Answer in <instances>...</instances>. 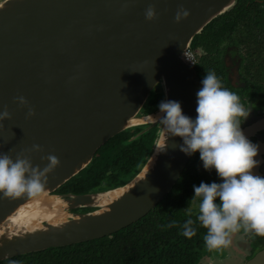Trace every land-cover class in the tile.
<instances>
[{"label":"water","instance_id":"95a60500","mask_svg":"<svg viewBox=\"0 0 264 264\" xmlns=\"http://www.w3.org/2000/svg\"><path fill=\"white\" fill-rule=\"evenodd\" d=\"M236 0H2L0 2V152L18 154L41 169L59 164L32 196L0 198V260L109 235L144 216L170 191L188 155L182 139L168 137L158 117L139 115L151 91L177 100L195 117L202 86L181 51L195 34ZM154 6L156 16L145 19ZM189 15L176 22L179 6ZM23 96L27 105L15 97ZM31 107L34 115L28 116ZM149 115V114H147ZM161 115V114H160ZM137 120L131 123V120ZM158 124L151 153L125 184L85 193H56L79 173L109 138L129 127ZM135 134L131 139L137 137ZM165 150L157 151V145ZM40 145L33 151L32 145ZM122 188L110 201L105 194ZM46 193L65 216L29 222L28 203ZM90 208L87 211H73ZM67 210L70 213L67 214ZM245 264H264V248Z\"/></svg>","mask_w":264,"mask_h":264},{"label":"trees","instance_id":"16d2710c","mask_svg":"<svg viewBox=\"0 0 264 264\" xmlns=\"http://www.w3.org/2000/svg\"><path fill=\"white\" fill-rule=\"evenodd\" d=\"M264 47V0H236L225 12L214 17L194 35L190 45L212 52L223 41ZM206 72L208 60L201 57L194 66ZM159 92L150 95L144 107L162 100ZM158 126L129 127L101 145L91 161L60 185L56 193H85L114 188L128 182L151 153ZM137 137L131 139L135 134ZM215 170H205L199 153L190 159L169 192L144 216L99 238L70 245L49 247L0 260V264H198L210 249L205 246L206 229L196 220L198 208H191L193 185L201 181L219 182ZM89 210L90 208H83ZM74 211V210H73ZM191 218L195 235H182L184 222ZM171 227H167L169 224Z\"/></svg>","mask_w":264,"mask_h":264},{"label":"clouds","instance_id":"9594fccd","mask_svg":"<svg viewBox=\"0 0 264 264\" xmlns=\"http://www.w3.org/2000/svg\"><path fill=\"white\" fill-rule=\"evenodd\" d=\"M145 19L156 16L154 6L144 12ZM189 15L182 5L175 12L174 20L181 21ZM193 62V61H192ZM194 63V62H193ZM196 92L195 117L186 115L177 100H162L158 104V120L168 137L179 136L180 151L191 156L199 153L205 170H215L219 182L201 181L193 185L191 200L198 201L196 220L207 231L203 237L208 249H220L231 243L230 236L241 229L245 233L264 236V176L255 175L254 167L260 164L254 157L258 145L243 133L241 118L245 120L251 108H245L236 93L222 86L214 71L208 70L200 81ZM20 105H27L23 96L15 97ZM28 116L34 115L31 107ZM10 118L5 107L0 111V122ZM40 145L33 144L32 150L39 151ZM165 150L157 145V151ZM48 163L41 169L34 166L27 156L18 154L15 159L0 152V198H16L22 194L32 196L39 193L47 181V174L58 164L55 155L41 159ZM172 224L167 227L173 226ZM193 220L187 219L182 235L191 238L196 229Z\"/></svg>","mask_w":264,"mask_h":264},{"label":"flooded vegetation","instance_id":"af4514ba","mask_svg":"<svg viewBox=\"0 0 264 264\" xmlns=\"http://www.w3.org/2000/svg\"><path fill=\"white\" fill-rule=\"evenodd\" d=\"M240 38L238 44L223 41L214 47L212 52L198 48L200 49L198 61L204 56L208 60V70L215 72L222 81V86L236 93L245 108H251L248 117L245 120L241 118L240 127L245 136L259 146L258 154L254 159H258L260 164L252 171L255 175L264 176V47L261 48L262 52H259V48H251L244 43L242 34ZM196 73L200 81L206 74L204 71H196ZM160 101L151 108L142 106L139 115H146L142 120H152L147 117L159 111ZM144 124L147 128L158 126L155 124L149 127V123ZM192 158H195V153L189 157V160ZM74 211L87 210L78 208ZM230 239L231 243L227 247L219 249L223 251L221 255H213L214 249H211L200 257L198 264H245L249 258L264 248V236L245 233L242 229L231 234Z\"/></svg>","mask_w":264,"mask_h":264},{"label":"bare ground","instance_id":"6f19581e","mask_svg":"<svg viewBox=\"0 0 264 264\" xmlns=\"http://www.w3.org/2000/svg\"><path fill=\"white\" fill-rule=\"evenodd\" d=\"M160 115L159 111L147 117V119H153ZM137 120H131V123L136 122ZM122 188H117L111 190L109 193L105 194L104 198L101 200L102 203H106L114 198L115 195L119 194ZM64 203L53 195H48L43 193L33 199L28 203V212L24 213L28 218L29 222L37 223L41 220L56 221L62 219L65 216L63 212Z\"/></svg>","mask_w":264,"mask_h":264},{"label":"built area","instance_id":"2783aa9c","mask_svg":"<svg viewBox=\"0 0 264 264\" xmlns=\"http://www.w3.org/2000/svg\"><path fill=\"white\" fill-rule=\"evenodd\" d=\"M181 55L185 62L194 66L198 61L200 55V49L193 48L191 47V45H189L188 47H186L184 50L181 51Z\"/></svg>","mask_w":264,"mask_h":264},{"label":"rangeland","instance_id":"374dc122","mask_svg":"<svg viewBox=\"0 0 264 264\" xmlns=\"http://www.w3.org/2000/svg\"><path fill=\"white\" fill-rule=\"evenodd\" d=\"M2 0H0V2H1ZM155 92H159L160 93V91H159V88L158 87H156L155 89H153L152 91H151V93H150V95L152 94V93H155ZM140 114V113H139ZM191 208H194V209H197L198 208V202H193V204L191 205ZM68 213H70V211L69 210H67V214ZM214 254L213 255H221V253L223 252V251H221V250H219V249H214ZM212 255V254H211Z\"/></svg>","mask_w":264,"mask_h":264}]
</instances>
